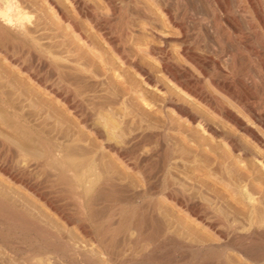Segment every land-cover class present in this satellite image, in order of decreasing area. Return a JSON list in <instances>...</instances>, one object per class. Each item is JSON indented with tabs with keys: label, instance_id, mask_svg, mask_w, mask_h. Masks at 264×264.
Returning a JSON list of instances; mask_svg holds the SVG:
<instances>
[{
	"label": "bare ground",
	"instance_id": "6f19581e",
	"mask_svg": "<svg viewBox=\"0 0 264 264\" xmlns=\"http://www.w3.org/2000/svg\"><path fill=\"white\" fill-rule=\"evenodd\" d=\"M29 1L30 0H0V57L3 58L4 61L6 60L9 62L12 66L17 67L19 66L18 58L14 53L16 47L19 48L21 45H31V47L35 49L40 48L43 50L44 52L41 53H45L44 55L51 58L49 61L56 77L58 88L55 89L53 85H42L38 78L28 74L30 79L39 84V86H42L43 90L51 94L57 101L65 105L69 111L75 114L78 124L82 127L93 130L97 138L98 136H103V150H107L108 155L110 154V156H115L116 160L121 162L125 168L134 169L137 162L134 161L136 163L135 164L129 160L126 161L125 154L130 153L129 151L132 145L135 146L136 143L141 141L143 137L148 136H143V134H141L140 136L134 135L132 137L130 135L131 138L127 140L125 139L126 141L123 140L122 137L119 136L121 131L120 133L118 132L121 128L120 124L117 122V118L115 119V117H113L112 113H119L121 117H127L129 115L127 110L125 112L121 107L103 110L104 107L107 108L106 104L110 103L107 102L103 107V98L105 95L104 97L103 95L96 96V101H94L93 104L96 105L95 108L98 106L97 111H95L96 109L93 110V108L92 110L89 109L90 107L88 106L89 103L87 102V98L83 100L79 98V96H83L88 91L90 92V90H88L89 88H87V80L96 77L95 71L97 70L95 69L103 67V45L108 44L107 40L109 38L107 37L108 34H105L102 29H99L101 23L103 22V16H100L102 13H100V15L98 14L99 12L96 13V7L92 3L88 2V0H59L60 3L66 5L65 8L69 7L71 8V12L76 13L78 16L77 19V17L72 18L70 16L71 14L67 13V11H65L66 9L63 10L55 0L42 1L45 6L47 5L49 11L53 12L51 17L61 21L63 26L70 30V35L74 39H78L79 42L87 45L88 52L97 50V53L93 56L88 53L90 62L92 61L90 64L95 66V68L91 70L88 65V56L86 58L82 55H77L76 57L70 58L67 55L63 56L64 53H68L69 51L66 49L64 50L60 47V45H53L55 49L51 50L50 46L52 44L49 48L43 46L44 44L41 45L43 42L40 44L42 34L39 33L41 30H45V28L44 25L38 21L33 22L31 20L32 15L30 14V8L28 7ZM165 1L166 0L147 1L149 7H154L159 11L160 21H162L160 28H154L153 31H151L152 35L156 36V38L160 39L162 42L158 47H148V55L154 58L153 62L157 66L162 77L168 82L171 89H173L182 99L187 100V102L192 103L196 107L198 106L202 112L198 115L193 114L187 107L175 102V100L168 95H164L161 98L162 105L160 108L163 110L166 107L170 110L171 114H176L178 119L186 120V122L194 126L199 132H202L203 141L211 143L207 147H201L200 145H194L191 139H189V141L182 139L185 145H189L191 149L194 148L192 149L195 150L194 152L197 151L195 154L192 153V155H194L190 162L194 165V167L198 169L200 168L201 171H206V177L201 180L206 190L202 189L204 191L200 192V195L197 196L196 192L185 189V187L176 186L173 181V177L170 178L168 174L169 177L167 178V185L165 183L166 192H163L164 199L173 209H176L179 212V215L184 217L187 222L191 223L192 226H195L196 228H200L199 230H201V233L204 234L205 237L217 239L219 240V244L216 246L213 243L205 241L201 242L200 246L191 247L188 245L191 243L187 244L185 241H181L179 239V241H175L174 239L176 238L173 236L174 232H172L171 228L163 225L159 215L156 217V215L153 216L152 214L150 220L154 222L153 224L156 226V231H151L152 233L150 232L149 237H151V246L156 243L158 245L157 241H159L158 239H160V237H168L170 240H174L178 244L179 249L187 247L188 245L193 254L189 264H230L227 260L229 257L226 258L227 252L232 253L235 259L242 258L245 260V264H264V185L256 183L257 181L254 178V171L264 175V0H215L217 2V8L212 9L209 13L211 22H209V18L207 17H195L194 14H187L185 10L182 11V8L177 9L182 11L181 13H178L176 9H169ZM204 1L205 3H209V0ZM116 3L118 4L119 2ZM132 3L134 4V2ZM182 4L184 5V3ZM183 5H180L179 7H183ZM187 9L188 8H186V10ZM138 11H135L134 14ZM113 12L115 13V10ZM143 14H145V12ZM188 15H191V17ZM146 17L144 18L138 16L137 19L141 21L143 26L150 27V22ZM188 19H190V25L186 22ZM81 20L88 26V30H93L95 32L92 37H96L98 39V43H100L99 46L97 45V42L96 44H93L90 41L91 39L88 38L90 35H87L86 33L88 30L81 28ZM223 24L228 27L226 39L230 42L232 46L230 47L232 49L225 48V45H221L218 39L217 31L223 28ZM202 25L205 26V30L202 29ZM169 32H173L177 37H170L168 35ZM191 34L192 38H190ZM222 35L224 38V34ZM121 36H123V34ZM50 39H53V37ZM110 39V44L108 45L111 47H109V49L106 48V50H111L112 56L115 57L121 64H125L131 68L133 70V74L139 76L140 80L144 82L146 86L152 85V88H155L157 92H160L161 90L156 85V79L150 74V72L142 67L138 63V60L132 57L129 58L131 54L128 55L127 48L120 45L118 46L120 38L110 37ZM47 42L49 43L50 41ZM169 42H173V44L176 45L178 55L182 57L188 65L179 62L175 57H173L169 51ZM44 43L46 44L45 41ZM58 44H60V42ZM239 48H242L246 53V58L244 59L242 57L244 59L243 61L238 60L239 57L237 58V56L239 54L236 56V53L240 52ZM81 60L83 61L81 62ZM219 60L225 64L224 69L220 67ZM191 68H194L196 73ZM237 68L239 69V74H237L238 71L237 73L235 72ZM22 69L26 72L25 67L22 66ZM211 71H215V74L212 75ZM2 87L3 85H1L0 81V90H2ZM2 91H0L1 112H6L8 109L14 110L11 106L10 100L7 98L6 92ZM92 101L93 100H90L89 102L91 103ZM142 101L144 104L146 103V100ZM14 116L16 118V125L13 126L12 124L11 126L14 127L12 131L16 135V138L11 139L8 137H0V148L3 149L5 154L11 156L10 158L14 160L12 165L16 167L14 172H11L12 169L10 170V167H0L1 171H10L8 173L10 181L14 184H20L27 187L28 190L31 191V194L34 193L37 195L38 198L43 200L48 207H52L54 202L51 199H48V197H43V194L39 192V188L36 183L29 182L31 181L30 178L32 175H30L29 181L26 177H24L26 172H35V174L39 177L42 176L40 179L44 178L47 182L55 184L53 186H56V183L58 184L57 186L61 184L62 187L63 185L66 186L70 190L71 195L73 193L75 194H73L74 197L68 196L70 199L77 198V196L80 199L81 195L87 196L97 187V184L101 179L100 173L103 172H97L96 166L92 165L90 161L96 155L98 148L90 146V143L82 140L81 138H75L73 135L72 136L74 138L70 137L71 134L69 136H67L68 133L65 135L66 131L63 135L60 134L61 136L56 135V137H52L49 135L51 130L47 132L48 129L46 128L45 131V129H40L38 126L30 125L28 121L26 122L23 117L18 116L15 113ZM130 117L129 119L132 118ZM135 121L131 119V123ZM170 131V126L168 124H163L159 132H157L154 136L167 145L168 132ZM144 139L145 138H143V140ZM149 140L146 139V141ZM217 149L221 150L222 156L216 159L215 154L217 153ZM175 153L173 152V154ZM176 155L174 157L185 161ZM208 155H213V162L217 163L218 167L217 165L216 167H213L212 162L208 159ZM131 156L134 157L133 154ZM97 157H99V155ZM134 158L137 157L135 156ZM177 158L174 159L177 161ZM97 159L98 158L95 156L94 160L96 161ZM100 162L101 161L99 159V163ZM168 162L169 161L165 160L162 162L165 173L169 171H166L170 164ZM96 163L99 164L98 162ZM101 163H103V161ZM174 163L172 164L174 165ZM103 165H106V163ZM147 166L145 165V167ZM200 170H198V172ZM35 174H33V176ZM102 177L103 182L101 184H103L102 187L104 191L111 188H113L115 192L117 188L119 191L121 190L120 187L122 186L120 184V186L118 185L119 180L117 183L113 178H110V176L104 177L103 175ZM44 181L45 180H43V182ZM117 185L119 187H117ZM45 186L50 188L49 184ZM62 187L60 186V188ZM102 187L99 192L103 191ZM98 188L99 187H97V189ZM42 189L44 188L42 187ZM55 190L58 192V189ZM62 190L66 189L63 188ZM109 191L114 193L112 189ZM111 192L108 194L110 195ZM96 193H93V197L97 196ZM115 194H112L110 198H113V195L117 196ZM67 195H70L69 192ZM102 195L104 196V194ZM97 197L99 198L100 196ZM98 198L96 199L97 201L99 200ZM219 198L222 199L223 204L218 208L215 205L216 203L214 204L211 200ZM59 199L57 200L59 201ZM63 199H65V196H63ZM100 199H102V197ZM91 200L92 199H90V201ZM75 201L72 200L73 203H75ZM94 201L95 200L93 198L92 204H95L96 206V203L99 202L96 201V203H93ZM102 202L100 201V203ZM2 203L0 202V219L5 223L17 225L24 229H30L36 233L38 232L39 234H45L46 237H50L48 234L38 229L36 227L37 225L34 226L30 222L31 219L29 221L22 214V212L20 213L18 210H12L13 208H8V206L3 205ZM78 203L76 204L79 205ZM87 203L89 205V201H87ZM92 204L90 202V205ZM78 209V212L81 211L80 209L83 211V208L81 207H78ZM94 209L95 211L97 210V208ZM71 210L73 209H70V211ZM75 211L76 210H73V212ZM100 211L101 210H99V212ZM96 212L98 213V211ZM82 213L83 212H80L79 214ZM84 213L87 214L85 211ZM84 213L82 214V217L84 216ZM143 215H146V213ZM80 216L78 218H80ZM93 217L91 216L90 219ZM95 218L97 219L100 217L97 216ZM92 221L97 220H94L93 218ZM132 237H134V235H132ZM137 237L135 236V238ZM186 238L191 239L188 236H186ZM117 239L118 238H116V240ZM180 239L183 238L180 237ZM125 240H127V238ZM233 240H238V242L231 244L230 242ZM110 241L112 240L110 239ZM133 241L135 240L133 239ZM112 242L116 241L114 240ZM169 243H171V241ZM174 243H172V246ZM114 244L115 243H113V246ZM116 244L114 247L117 246ZM136 247L137 246L135 245V248ZM110 248H112V244L107 243L108 251L104 255L108 261L115 258V255L113 256L114 253L117 254V251L114 252L115 249H111L112 253ZM214 248H220L221 251L214 253ZM38 257H36L37 260L34 257L36 264H51L52 262L50 261L53 260L50 256L48 259L46 257ZM51 258L52 260H50ZM3 261L6 260L4 259ZM3 261L0 259V263ZM169 261H171V259Z\"/></svg>",
	"mask_w": 264,
	"mask_h": 264
},
{
	"label": "rangeland",
	"instance_id": "374dc122",
	"mask_svg": "<svg viewBox=\"0 0 264 264\" xmlns=\"http://www.w3.org/2000/svg\"><path fill=\"white\" fill-rule=\"evenodd\" d=\"M40 1L42 2L43 0H30L28 2V7L30 8L29 11L32 15L31 20L33 22L38 21L39 23L44 25L45 30H41L39 33L43 36H41L42 40L40 41V44L41 42H43L41 45L44 44L43 46L49 48V46L52 44L50 46L51 50L55 49V44H57V46L60 45L61 48L69 51L68 53H64L63 56L67 55L70 58L76 57L77 55H82L87 58L88 53L91 56L97 53V50L88 52L87 45L82 44V42H79L78 39H74L70 35V30L66 29L61 21L57 20L54 17H51L53 12L49 11L47 5L45 6L44 2L41 3ZM55 1L58 5L61 6L63 10L66 9L65 11H67V13H70V16L72 18L77 17L78 19L76 13L71 12V8H65L66 5L60 3L59 0ZM113 1L115 3H119L115 4ZM131 1L134 2V4ZM147 1L148 0H88V2L92 3L96 7V13L99 12V15L100 13H102V15L100 16H103V22L101 23L99 29H102L105 34H108V44H110V37H117L118 39L120 38L118 46L120 45L127 48L128 55L131 54L129 58H135L136 60H138V63L142 67L150 72V74L156 79V85L161 91L157 92L155 88H152V85L146 86L144 82L140 80L139 76L133 74V70L131 68H129L125 64H121L115 57L112 56L111 50H106V48L109 49V47L111 46H109L108 44H104L103 67L95 69L97 70L95 71L96 77L87 80V88H89L88 90H90V92L88 91L83 96H79V98L82 100L87 98V102L89 103L87 104L90 107L89 109L91 110L93 108V110L96 109L95 111H97L98 106L97 108H95L96 105H94L93 103L94 101H96V96L99 95H103V97L105 95V97L103 98V107L105 106L104 104L110 102L109 104H106L107 108L104 107L103 110L117 107H121L125 112L127 110V113H129L127 117H121L119 113H112L113 117H115V119L117 118L116 120H118L117 122L120 124L121 128L118 132L120 133L121 131V133L120 135L118 133V135L121 136L123 140H127L134 135L140 136L141 134L150 138L149 140L148 137H143L145 138L144 140L142 138L144 142L140 139L141 141H138L135 146L132 145L131 149L129 148L130 153H127L128 155L125 154L126 161L129 160L130 162H137V164L134 162L136 164L134 167L135 170L125 168V166L122 165L121 162L116 160L115 156H110V154L108 155L107 150H103V136H98L97 138L93 130L82 127L80 124H78V120L75 114L69 111L65 105L57 101L55 97L43 90L42 86H39V84L30 79V76H28V74L38 78V80L41 81L42 85H53L55 89L58 88L56 77L49 61L51 58L44 55L45 53L42 54L41 52H44L43 50H41L40 48L35 49L31 47V45H21L19 46V48L16 47L14 53L18 58L19 66L17 67L12 66L11 64H9V62H7L6 60L4 61V59L0 57V81L1 85H3V87L1 88L3 91H0L6 92L7 98L10 100L11 106L14 108V110L8 109L6 112H1L0 110V137H8L11 139L16 138V135L12 131V129H14L13 126L16 125V118L14 116L15 113L16 115L23 117V119H25L26 122L28 121L30 125L38 126V128L43 130L46 128L48 129L47 132L51 130L50 134H48L52 137H56V135L61 136L60 134L63 135V133H65L66 131L65 135L67 133V136L71 134L70 137L75 136V138H81L82 140L90 143V146H95L96 148H98V151L95 155L98 159L95 161L94 156V158H92L90 162L92 165L96 166L97 172H103L100 173L101 179L99 183L101 186L98 183L97 187L99 188L97 189L96 187L94 189L95 191L93 190L87 196L81 195V200L78 196V199L72 198L74 197V193L71 195L70 190L66 186L63 185L62 187V184L57 186V183L56 186H53L55 184L47 182L44 178L40 179V177L42 176L39 177L35 174V172H26L24 177H26L29 181L30 175H32L33 179L31 177V181L29 182L36 183L38 185L39 192L43 194V197H48V199H51L54 202L52 204V207H48L43 200L38 198L37 195H35L34 193L31 194V191L28 190L27 187L20 184H14L12 181H10L8 178V173L10 171L7 172L0 170V202L2 203L3 201L2 204L8 206V208H13L12 210H18L20 213L22 212V214L29 221L31 219L30 222L34 226L37 225L36 227L38 229L42 230L44 233L50 236L46 237L45 234H39L38 232L36 233L35 231H32L30 229H24L17 225L5 223L0 219V242L2 243V245L0 243V259L1 261H3L4 259L7 261H3L0 264H36L35 261L37 260L36 257L38 256L40 258L46 257L47 259L52 257L53 260L52 258L50 259L52 260L50 261L52 262L51 264H189L193 255L192 251H190L189 246H200L201 242L205 241L213 243L216 246L219 244V240L205 237V235L201 233V230H199L200 228H196L195 226H192L191 223L187 222L185 218L180 216L179 212L176 209H173L170 204H168V202L164 199L163 192H166L165 187L167 185V178L169 176L170 178L173 177V181L175 182L176 186L185 187V189L196 192L197 196L200 195V192L206 190L203 183L201 182V180L206 177V171H201L200 168L198 169L194 167V165H192V163L190 162L193 155L197 153V151L194 152L195 150H192L194 148L191 149L189 145H185L182 139H185L187 141L191 139L194 145H200L201 147H207L211 142L203 141L202 132H199L194 126L186 122V120L178 119L176 114H171L170 110L166 107L163 110L160 108L162 105L161 98L164 95H168L173 98L175 102L187 107L191 113L198 115L202 112L198 106L196 107L192 103L187 102V100L182 99L173 89H171L170 85L162 77L157 66L153 62L154 58L148 55V47H158L162 42L160 39L156 38V36H153L151 32L154 28H160V26L162 25V21H160L159 11L154 7H149ZM167 1L168 0H166L165 3L167 4L169 9L177 10L178 8H182V11L185 10L187 14H194L195 17H207L209 18V22H211L209 13L212 11V9L217 8L216 1L218 0H209V3H205L204 0ZM182 3H184V5ZM41 4H43L44 6ZM180 5H183V7H179ZM186 8H188L189 11L188 9L186 10ZM141 9L143 12L141 11ZM112 10H115V13ZM135 11L138 12L134 14ZM182 11L177 10L178 13H181ZM144 12L145 14H143ZM138 16L148 18L150 27L143 26L141 21L137 19ZM188 16L191 17V15ZM186 22L188 25H190V19H188ZM81 24V28H83L84 30L89 29L85 22H83L82 20ZM202 29L205 30L204 25H202ZM227 31L228 27L223 24V28L217 31V36L221 45H225V48L232 49L230 42H228L226 39ZM86 33L87 35H90L88 36V38L91 39L90 41L93 44H96L97 42V45L99 46L100 43H98V39L96 37H92L95 32L93 30H88ZM54 34L56 37L54 36ZM122 34L123 36H121ZM222 34H224V38ZM127 35L129 36V38ZM168 35L173 38L177 37L173 32H169ZM49 37H53V39H50ZM190 38H192V34ZM44 41L46 42V44L44 43ZM47 41L50 42L48 43ZM59 42L60 44H58ZM168 47L173 57H175L179 62L188 65L186 61L178 55L177 47L175 44H173V42H169ZM239 51V53H236V56L239 54L237 56V58L239 57L238 60L243 61L246 58V53L242 48H239ZM31 53H33L34 55ZM32 57L34 61L32 60ZM83 60H81V62ZM87 60L90 69L93 70L95 66L90 64L92 61L90 62L89 56ZM219 65L221 68H225V64L221 60H219ZM22 66L25 67L26 72L23 71ZM191 69L196 73V70L194 68ZM235 72L239 74V69L237 68ZM211 74H215V71H211ZM88 100L93 101L90 103ZM142 100H146V103L144 104ZM111 101L115 105H113ZM16 108L18 111L16 110ZM129 117L134 121L136 120V123L133 122L134 125L133 123H131V119H129ZM12 124L13 126H11ZM163 124H168L171 128V131L168 132L167 145L162 143L160 139L154 136L157 132H159ZM146 139L149 141H146ZM189 148L191 151L189 150ZM174 150L176 151V153ZM216 151L217 153L215 154V156L217 159L222 156V152L219 149H217ZM0 152V167H10V170L12 169L11 172H14V169L16 168L12 165V163H14V160L10 158V155L8 156V154H5V152L1 148ZM173 152L175 154H173ZM192 153L194 154L192 155ZM132 154L137 158L131 156ZM98 155L99 157H97ZM175 155L181 157L185 161L179 160L180 158L178 159L177 157H174ZM172 156L174 158H177V161ZM99 159L101 162L103 161V163H99ZM208 159L212 162L213 167H216V165L218 167V164L213 162V155H208ZM164 160L169 161L168 163H170L168 169H166V171L169 170L167 171V173H165L163 170L164 168L162 162ZM96 162H98L99 164H97ZM104 163H106L107 166L103 165ZM172 163H174V165ZM145 165L149 166L145 167ZM198 170L200 171L198 172ZM32 173L35 175L33 176ZM102 174L104 175V177L110 176V178H113L117 183L119 180L118 185L120 184L123 188L120 187L121 190L119 191L117 187H119L120 185H117V187H115L117 188L116 192L113 188H111L114 193L109 191L111 189H106L107 191H104L102 187L103 184H101L103 182ZM254 178L257 181L256 183L264 185V175L262 173L254 171ZM42 179L45 181L43 182ZM48 184L50 185V188L48 186H45ZM60 186L62 188H60ZM42 187L44 189H42ZM101 187L106 193H104L103 191L99 192L101 190ZM63 188H65L67 191L62 190ZM55 189H58V192ZM96 189L98 192L96 191ZM68 192L70 195H67ZM109 192H111L110 195L108 194ZM93 193H96L97 196L100 197H93ZM102 194H104V196ZM112 194H115L117 196L113 195V198H110ZM63 196H65V199H63ZM68 196H72V199L68 198ZM101 197L102 199H100ZM59 198L63 200L61 201ZM93 198L95 200L93 203H96L97 198L101 202H103L100 203V201L98 200L97 202H99L100 204L96 203L95 206V204H92ZM57 199H59V201ZM90 199L92 200L90 201ZM72 200H76L75 203H73ZM86 200L89 201V205L91 202L92 205H90V207ZM66 201L69 203L71 201V203L69 204ZM211 201L214 202V204L216 203L215 205L218 208L223 204V201L220 198L215 200L213 199ZM76 203H78L79 205H77ZM41 204H43L45 207ZM73 207L76 209H74ZM78 207L83 208V211L82 209H80V212L84 213L85 211L87 212V214L84 213V216L82 217L83 213L79 214L80 212H78ZM94 208H97L96 211H98V213ZM70 209L76 211L73 212V210L70 211ZM99 210L101 211L99 212ZM45 211H47L48 213ZM145 213L146 215H143ZM88 214L92 215H90L89 217ZM152 214L153 216L156 215V217L159 215V218L160 220H162L161 222H163V225L171 228L172 232H174L173 236L176 238L174 239L175 241L183 240L187 244H191H188L189 246L187 245V247H182V249H179L178 244L174 240H170L168 237H160V239H158L159 241H157L158 245L156 243L151 246V237H149L150 232L156 231V226L155 224H153L154 222L150 220ZM136 215L139 217H137ZM79 216L80 218H78ZM91 216H94V220L97 221H92L93 218L90 219ZM97 216L100 218L96 219L95 217ZM84 224L86 227L84 226ZM111 234L113 235V237ZM136 234L138 235V237ZM132 235H134V237H132ZM135 236L137 238H135ZM186 236L190 237L191 239L186 238ZM180 237L183 239H180ZM105 238L107 239L104 240ZM116 238L118 239L116 240ZM126 238L127 240H125ZM110 239L112 241L115 240L117 244L116 242L110 241ZM133 239L135 241H133ZM170 241L171 243H169ZM106 242L108 244H112V248H110V251L111 249H115L114 252L117 251V254H113V256L115 255V258H112L110 261H108L104 255L108 251ZM236 242H238V240H233L230 243L235 244ZM113 243L117 245V248L114 247L115 244L113 246ZM172 243H174L175 245L173 244L172 246ZM135 245L137 246L136 248ZM220 251V248L213 249L214 253H218ZM34 257L36 258V260H34ZM169 258L171 259V261H169ZM226 258L230 262V264H245V260H243L242 258L235 259L233 257V254L230 252L226 253ZM179 259L181 262L179 261Z\"/></svg>",
	"mask_w": 264,
	"mask_h": 264
}]
</instances>
